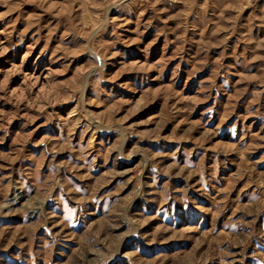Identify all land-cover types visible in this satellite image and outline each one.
Here are the masks:
<instances>
[{
  "label": "rangeland",
  "instance_id": "1",
  "mask_svg": "<svg viewBox=\"0 0 264 264\" xmlns=\"http://www.w3.org/2000/svg\"><path fill=\"white\" fill-rule=\"evenodd\" d=\"M0 264H264V0H0Z\"/></svg>",
  "mask_w": 264,
  "mask_h": 264
},
{
  "label": "bare ground",
  "instance_id": "2",
  "mask_svg": "<svg viewBox=\"0 0 264 264\" xmlns=\"http://www.w3.org/2000/svg\"><path fill=\"white\" fill-rule=\"evenodd\" d=\"M12 203V202H11ZM10 206H11V204H10ZM13 208V207H12Z\"/></svg>",
  "mask_w": 264,
  "mask_h": 264
}]
</instances>
